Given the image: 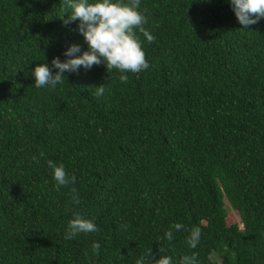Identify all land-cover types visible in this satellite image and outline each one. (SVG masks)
Here are the masks:
<instances>
[{"label":"trees","instance_id":"obj_1","mask_svg":"<svg viewBox=\"0 0 264 264\" xmlns=\"http://www.w3.org/2000/svg\"><path fill=\"white\" fill-rule=\"evenodd\" d=\"M140 3L148 69L81 66L37 88L36 64L88 50L79 21L65 25L64 0H0V264H135L160 248L172 264H264V18L245 29L230 0ZM48 160L75 184L57 191ZM77 214L99 231L66 239Z\"/></svg>","mask_w":264,"mask_h":264},{"label":"clouds","instance_id":"obj_2","mask_svg":"<svg viewBox=\"0 0 264 264\" xmlns=\"http://www.w3.org/2000/svg\"><path fill=\"white\" fill-rule=\"evenodd\" d=\"M233 11L239 23L245 29L249 25L256 24L264 18V0H230ZM67 8L71 9L67 18L62 16L65 25L72 21H79L78 31L83 35L88 45V50L81 55L78 44H71L64 52L66 60L61 61L59 57L52 59L51 67L46 63L36 64L32 68V75L35 77L34 86L37 88H55L64 82V73L76 72L81 66L90 69L94 65L103 63L110 73L113 69L121 73L138 74L150 67L146 59L142 41L137 33L143 35L148 43L156 40V37L145 27L148 23L146 9L141 10L140 0H64ZM52 67L57 69L55 74ZM119 80L122 83L128 81V76L121 74ZM103 84L97 86L96 95H103ZM43 155V153H41ZM37 158L34 156L33 160ZM48 167L52 170L56 183V190L60 187L74 185L76 177L70 176L62 163L48 160ZM73 204L79 203V195L73 187L71 191ZM127 227L126 225L124 226ZM175 230L184 229V225L177 223ZM99 228L91 219L83 218L79 214L69 220L66 228V239H72L79 233L98 232ZM187 237L188 246L195 249L201 239V228L194 226ZM168 241L173 239V231L165 232ZM100 244L94 242L92 251L94 255L99 254ZM164 249L160 248L161 255L158 259L152 258L151 250L136 260L135 264H172V258L163 254ZM180 264H197V255H184Z\"/></svg>","mask_w":264,"mask_h":264},{"label":"rangeland","instance_id":"obj_3","mask_svg":"<svg viewBox=\"0 0 264 264\" xmlns=\"http://www.w3.org/2000/svg\"><path fill=\"white\" fill-rule=\"evenodd\" d=\"M224 207L226 208L225 214V223L226 224H235L239 223V217L235 210H233L226 202L224 203ZM213 259L218 262L219 258L217 254H213Z\"/></svg>","mask_w":264,"mask_h":264}]
</instances>
